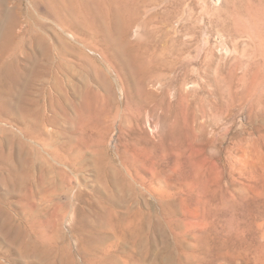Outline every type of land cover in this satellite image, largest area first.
Wrapping results in <instances>:
<instances>
[{"label":"rangeland","instance_id":"1","mask_svg":"<svg viewBox=\"0 0 264 264\" xmlns=\"http://www.w3.org/2000/svg\"><path fill=\"white\" fill-rule=\"evenodd\" d=\"M115 1L0 0V21L27 39L42 37L53 67L39 108L31 106L27 114L0 106V206L21 226L22 239L39 246L25 255L12 244L8 248L7 238L0 243L6 242L0 263L87 264L77 244L87 235L84 228L99 224L95 212L106 196L119 202L118 214L130 200L139 205V195L126 188L118 194L111 183H121L114 170L133 171L144 158V73L157 76L179 50L186 51L194 73L200 62L264 67V0ZM110 4L119 6V15ZM129 27L124 39L122 28ZM127 43L138 50L131 60ZM6 68L0 63V84ZM191 89L198 91V84ZM57 102L68 106L66 114ZM245 121L236 117L232 135L244 136ZM153 158L149 153L146 161ZM135 191L142 192L139 185ZM121 257L116 264H123Z\"/></svg>","mask_w":264,"mask_h":264},{"label":"bare ground","instance_id":"2","mask_svg":"<svg viewBox=\"0 0 264 264\" xmlns=\"http://www.w3.org/2000/svg\"><path fill=\"white\" fill-rule=\"evenodd\" d=\"M110 6L120 14L117 4ZM130 29L122 28L124 39ZM42 39H27L0 21V63L7 67L0 106L27 114L31 106L39 108L44 81L53 76ZM127 46L131 60L138 50ZM185 54L177 51L157 76L142 75V124L149 131L140 136L144 158L134 172L114 170L121 183H111L118 194L126 188L139 195L140 203L130 200L118 214L119 202L106 196L102 210L95 212L99 224L84 228L87 235L77 244L87 264H116L121 256L123 264H264V67L200 62L194 73ZM194 83L198 91L191 89ZM54 106L68 111L64 104ZM242 115L249 129L236 137L234 121ZM149 153L154 156L150 162ZM0 235V243L8 238V248L12 244L21 253L35 254L39 248L22 239L21 226L2 206Z\"/></svg>","mask_w":264,"mask_h":264}]
</instances>
